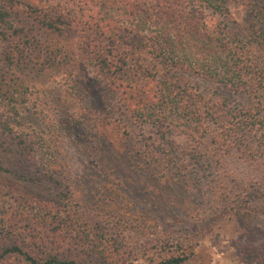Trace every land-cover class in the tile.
I'll return each mask as SVG.
<instances>
[{
  "label": "trees",
  "instance_id": "16d2710c",
  "mask_svg": "<svg viewBox=\"0 0 264 264\" xmlns=\"http://www.w3.org/2000/svg\"><path fill=\"white\" fill-rule=\"evenodd\" d=\"M235 1L0 0V264H192L189 237L133 244L124 228L133 215L86 210L40 161L41 136L19 127L32 86L88 67L105 77L125 135L152 129L155 141L140 142L146 160L175 162L176 132L187 135L192 184L214 222L254 211L247 194L251 174L264 178V46L258 2L242 24ZM229 157L247 166L246 179L225 169Z\"/></svg>",
  "mask_w": 264,
  "mask_h": 264
},
{
  "label": "rangeland",
  "instance_id": "374dc122",
  "mask_svg": "<svg viewBox=\"0 0 264 264\" xmlns=\"http://www.w3.org/2000/svg\"><path fill=\"white\" fill-rule=\"evenodd\" d=\"M255 1L264 46V0ZM252 2H233L232 17L242 24L255 19ZM72 76L61 74L32 86L17 121L22 130L41 136L45 145L40 161L66 180L86 210L134 216L124 224L133 244H150V239L168 234L189 237L195 247L192 264H264L259 262L264 260V178L251 174L247 200L252 213L229 218L226 226L219 219L214 222V212L192 184L187 135L176 132L175 162L146 160L140 142L155 141L152 129L132 128L125 135L113 122L121 115L113 111L105 77L91 67ZM230 101L242 104L239 98ZM228 160L225 169L242 181L249 169Z\"/></svg>",
  "mask_w": 264,
  "mask_h": 264
}]
</instances>
